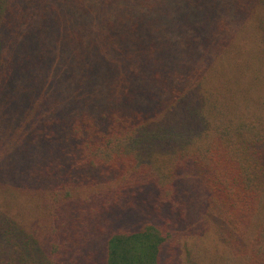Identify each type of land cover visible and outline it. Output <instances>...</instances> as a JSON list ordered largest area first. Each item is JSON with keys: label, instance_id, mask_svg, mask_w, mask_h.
I'll return each instance as SVG.
<instances>
[{"label": "trees", "instance_id": "trees-1", "mask_svg": "<svg viewBox=\"0 0 264 264\" xmlns=\"http://www.w3.org/2000/svg\"><path fill=\"white\" fill-rule=\"evenodd\" d=\"M0 264H264V0H0Z\"/></svg>", "mask_w": 264, "mask_h": 264}]
</instances>
